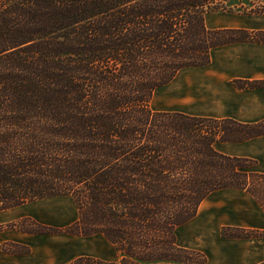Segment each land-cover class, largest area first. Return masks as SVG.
<instances>
[{"label":"trees","instance_id":"trees-1","mask_svg":"<svg viewBox=\"0 0 264 264\" xmlns=\"http://www.w3.org/2000/svg\"><path fill=\"white\" fill-rule=\"evenodd\" d=\"M214 3L0 0V213L71 198L70 234L101 235L120 257L69 264H205L177 232L206 199L238 190L264 210L257 163L216 148L264 136V122L151 108L180 72L209 65L213 49L264 44V31L209 29Z\"/></svg>","mask_w":264,"mask_h":264},{"label":"crops","instance_id":"crops-1","mask_svg":"<svg viewBox=\"0 0 264 264\" xmlns=\"http://www.w3.org/2000/svg\"><path fill=\"white\" fill-rule=\"evenodd\" d=\"M218 25L216 29H256L250 24L237 21H220ZM257 30L264 31V23ZM186 71L192 73L188 74V82H184L190 84L193 79L198 88L200 85L204 97L209 98L211 106L215 107L213 115L201 117L232 119L246 124L264 122V87L240 89L233 85L235 81L264 82V44L245 42L213 49L209 65L182 72ZM216 148L227 156L255 159L258 161V167L264 170V136L242 144H218ZM260 173L264 174V171ZM224 191L229 193L216 197L219 204L217 208L211 209L208 216L207 226L210 227L203 233L205 237L201 245L195 249L206 253V264H264V240H224L221 235L226 227L263 230L264 212L256 201L244 192L221 190L215 193ZM240 199L248 202L249 207H235V201ZM198 217L199 212L194 219ZM3 223L0 222V226ZM30 237L31 235L21 231L0 229V264H35L28 259L37 253V247ZM8 245L19 248L28 246L29 252L9 253L5 251ZM3 248L5 250H1Z\"/></svg>","mask_w":264,"mask_h":264},{"label":"rangeland","instance_id":"rangeland-1","mask_svg":"<svg viewBox=\"0 0 264 264\" xmlns=\"http://www.w3.org/2000/svg\"><path fill=\"white\" fill-rule=\"evenodd\" d=\"M212 10L211 13L206 15V25L211 30H217L215 27L219 26L218 22L220 21H237L240 23L245 22L256 28L255 30H247L252 34V37H256L254 33L261 32L257 28L264 23V16L262 15L264 13V0H215ZM190 73L192 72H182L169 85L159 89L151 102L152 110L157 112H181L199 117L213 115L212 111L215 107L211 106L209 98L204 97L200 85L198 88L193 79L190 84L184 82V80L188 82V74ZM219 149L221 150L222 148ZM251 160L257 163V166L251 168L252 171H264L262 167H258L257 160ZM228 193V191H224L211 196L201 206L199 217L179 228L177 232L178 245L181 248L195 252V259L197 260L201 261L203 260L202 257H204L205 262H208L206 253L195 248L201 245L202 239L205 237L203 233L208 229L207 227H210L207 226L209 225L207 224L208 216L211 214V209L217 208L219 204V201H216V197ZM245 202L242 199L237 200L235 201V207L238 209L249 207L248 202ZM260 208L262 209L261 206ZM262 211L264 212L263 209ZM77 220L78 213L73 200L68 197H55L1 212L0 222L4 223L0 226V229L5 231L25 230L29 232L28 235H31L32 243L37 247V253L28 259L35 264H68L83 256H91L106 261L119 259L120 254L116 248L103 236L82 237L71 235L69 229ZM226 228H236L238 230L234 229V231L230 232V235L236 236V238L222 237L224 240H264V229ZM213 236L215 235L213 234ZM1 250H5V248ZM27 250L29 252L28 246L19 248L8 245L5 251L23 254Z\"/></svg>","mask_w":264,"mask_h":264},{"label":"bare ground","instance_id":"bare-ground-1","mask_svg":"<svg viewBox=\"0 0 264 264\" xmlns=\"http://www.w3.org/2000/svg\"><path fill=\"white\" fill-rule=\"evenodd\" d=\"M23 209H24V208H23ZM17 213H18V212H17ZM17 213H16V214H17ZM14 217H15V215H14ZM1 219H2V218H1Z\"/></svg>","mask_w":264,"mask_h":264}]
</instances>
